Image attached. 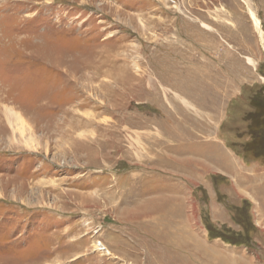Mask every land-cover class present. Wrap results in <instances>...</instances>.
Masks as SVG:
<instances>
[{"label":"rangeland","instance_id":"obj_1","mask_svg":"<svg viewBox=\"0 0 264 264\" xmlns=\"http://www.w3.org/2000/svg\"><path fill=\"white\" fill-rule=\"evenodd\" d=\"M256 91L264 0H0V264H264V152L184 169L198 119L252 142Z\"/></svg>","mask_w":264,"mask_h":264},{"label":"crops","instance_id":"obj_2","mask_svg":"<svg viewBox=\"0 0 264 264\" xmlns=\"http://www.w3.org/2000/svg\"><path fill=\"white\" fill-rule=\"evenodd\" d=\"M192 126L195 127L194 130L198 131L186 129V132H188L186 133V148H189L191 153V158L186 162L184 161V164H186V168H184L186 169V173L207 171L211 175L213 174V176H219L224 179V185L235 178V185L239 187L243 183V177L240 176L238 162L239 159L243 161V158L227 146L226 142L220 136L219 129H217V134H213L214 131H211L212 128L210 126L208 127L206 123H203L199 119ZM231 152L238 159H234ZM247 181L249 184V179ZM207 184L214 189L213 186L216 182L209 177Z\"/></svg>","mask_w":264,"mask_h":264},{"label":"trees","instance_id":"obj_3","mask_svg":"<svg viewBox=\"0 0 264 264\" xmlns=\"http://www.w3.org/2000/svg\"><path fill=\"white\" fill-rule=\"evenodd\" d=\"M252 97L247 98L249 109L243 116L244 130L242 128L241 131H238L236 130L238 128H235V131H238L236 138H241L245 131L243 134L249 135L252 142L235 141L227 144L240 157L244 152H250L254 157H259L264 152V105H262L264 104V91H256Z\"/></svg>","mask_w":264,"mask_h":264},{"label":"bare ground","instance_id":"obj_4","mask_svg":"<svg viewBox=\"0 0 264 264\" xmlns=\"http://www.w3.org/2000/svg\"><path fill=\"white\" fill-rule=\"evenodd\" d=\"M250 17H251V19H252V21H253V24L255 25V27H256V29H257V32H258V36H259V38H260V40L262 41V29H261V24H260V19H259V17H258V15H256L253 11H250ZM154 44H156V43H154ZM162 46V45H161ZM160 46V47H161ZM155 47V46H154ZM162 48V47H161ZM164 48V47H163ZM166 48V47H165ZM171 48V47H170ZM169 48V49H170ZM175 48V47H174ZM185 48V47H184ZM168 49V48H167ZM172 49V48H171ZM175 50V49H174ZM172 51V52H175V51ZM181 50V49H180ZM171 51V50H170ZM170 51H168V52H170ZM161 52V51H160ZM164 53H165V51H164ZM163 53V54H164ZM171 53V52H170ZM177 53V52H176ZM177 55V54H176ZM174 57H175V55H174ZM174 59V58H173ZM184 60V59H183ZM186 61V60H185ZM248 61H250V59H248ZM178 65V64H177ZM176 66V65H175ZM171 68V67H170ZM10 112H11V110H10ZM13 112V111H12ZM13 114V118L17 121L16 122V129L17 130H19V132L23 135V132H24V121H23V119L20 117V114H18V113H16V112H14V113H12ZM10 121V120H9ZM26 122V121H25ZM9 124H11V126H12V129H13V125H12V121H10L9 122ZM28 126V125H27ZM169 128V130H167V131H169L170 133H172L173 132V134H177L178 133V131H175L176 130V128L175 129H173L172 127H168ZM175 137L177 136V135H174ZM30 140V142H29V144H27L28 143V141ZM29 140H27V141H25L24 142V145L26 146H29V147H32V145H31V142H32V139H29ZM136 140H138V139H136ZM139 142V141H138ZM166 152V151H165ZM151 213V212H150ZM152 214H153V212H152ZM147 215V214H146ZM161 218H163V217H161ZM164 219V218H163ZM161 221V220H160ZM168 221V220H167ZM172 222V221H171ZM168 223V222H167ZM170 223V222H169ZM155 224V223H154ZM172 224V223H171ZM171 224H163V225H166L165 227H163V229H162V227L161 228H158V239H156V240H158V241H160V243L161 242H167V244H169V245H173L176 249H178V248H180L179 246L181 245V243H184L183 241H185L186 242V240L185 239H183V241H182V234L184 233L183 231H185L184 230V227L183 228H181V229H179L180 231H175V230H170L171 229ZM174 224V223H173ZM178 224V223H177ZM182 224V223H181ZM157 225V224H156ZM152 226V225H151ZM162 226V225H161ZM147 227V226H146ZM153 227H154V225H153ZM157 227V226H156ZM178 227H180V226H178ZM177 228V227H176ZM160 231V232H159ZM182 232V233H181ZM154 237V236H153ZM136 242V241H135ZM158 243V242H157ZM186 244V243H185ZM76 245V244H75ZM164 245V244H163ZM160 247V246H159ZM168 247H170V246H168ZM182 248H184V247H182ZM163 249V248H162ZM62 250V249H61ZM95 250H100V251H103V254H105V255H111L112 253H111V251L108 249V247L106 246V245H104L103 243H98V244H96L95 243ZM183 250V249H182ZM52 254V253H51ZM63 254V253H62ZM39 255V254H38ZM37 255V256H38ZM39 257H41V256H39ZM42 258V257H41ZM44 258V257H43ZM35 259V258H34ZM58 259V258H57ZM162 260V259H161ZM30 261V260H29ZM178 261H181L180 262V264H186V260L184 259L183 260V258H180L179 257V259H178ZM30 263V262H29ZM31 263H33V262H31ZM36 263V262H35ZM43 264V263H42ZM45 264H50V263H45ZM157 264V263H156Z\"/></svg>","mask_w":264,"mask_h":264}]
</instances>
